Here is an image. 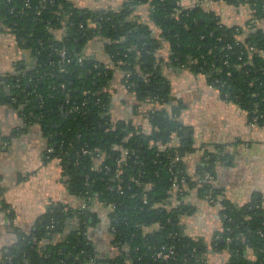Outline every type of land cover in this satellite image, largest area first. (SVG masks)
<instances>
[{
	"label": "trees",
	"instance_id": "trees-1",
	"mask_svg": "<svg viewBox=\"0 0 264 264\" xmlns=\"http://www.w3.org/2000/svg\"><path fill=\"white\" fill-rule=\"evenodd\" d=\"M211 1L247 7L248 19L228 25L199 2L176 13L173 0H124L120 10L97 11L80 9L70 0H0V26L34 60L30 70L0 76V104L14 109L23 126L40 128L45 156L61 161L70 194L85 205L74 211L49 209L35 231L15 230L16 241L2 264H206L207 245L181 230L182 219L194 215L197 207L181 198L195 191L200 199L216 201L222 190L196 177L215 178L219 167L232 162L225 145L215 144L204 151L194 175L189 173L184 158L194 148L180 120L185 106L170 96L150 24L168 43L169 67L204 77L222 101L246 113L247 123L255 117L256 128H264V0ZM142 6L148 21L134 14ZM54 32L62 35L56 38ZM98 39L105 42L104 52L114 66L126 73L121 84L136 100L145 106L160 97L161 107L145 112V123L113 117L111 94L104 89L115 73L84 54ZM114 145L128 152L121 163ZM175 156L179 160L171 164ZM175 176L186 177L187 186L176 192L181 200L172 208ZM219 204L221 224L211 250L227 251L226 264H264L260 199L237 206L224 198ZM101 210L107 211L110 244L119 250L110 259L99 258L87 240L89 229L100 225ZM0 211L10 225L13 213L6 203H0ZM69 219L80 230L65 235ZM169 249L172 257H157Z\"/></svg>",
	"mask_w": 264,
	"mask_h": 264
},
{
	"label": "crops",
	"instance_id": "crops-1",
	"mask_svg": "<svg viewBox=\"0 0 264 264\" xmlns=\"http://www.w3.org/2000/svg\"><path fill=\"white\" fill-rule=\"evenodd\" d=\"M70 1L80 9L97 11L120 10L124 0ZM179 2L183 7L201 2L206 11H213L228 25L243 24L250 13L247 7H234L224 2ZM134 14L148 21L146 6L137 8ZM261 25L264 26L263 23ZM150 29L160 44L156 55L162 59L161 70L168 82L173 103L182 101L185 106L181 111L180 120L188 127V135L185 136L191 137L194 148V152L184 158L189 166V173L194 175V168L205 150L212 149L215 144L225 145L232 164L228 168H218L214 187L220 188L221 195L237 206L256 198L260 199L264 209V128H250L246 114L237 106L222 101L218 92L206 84L204 77L193 74L186 68L169 67L168 43L160 36L158 28L150 24ZM61 35L60 32H54L56 38ZM104 44V41L98 39L85 48L84 54L115 73L110 87L105 90L111 94L113 117L129 119L135 124L145 123L144 113L153 109V105L150 103L144 106L124 88L121 84L123 72L106 56ZM33 65L31 53L20 49L14 34L5 26H0V76L30 70ZM20 129H23L22 132L12 140L7 139L11 132ZM174 142L177 140L174 139ZM45 150L46 140L40 128L23 126L14 109L9 105L0 104V203H6L13 213L12 223L9 225L5 214L0 211V264L6 250L16 241L15 230L31 233L49 209L62 207L64 211H74L84 205L81 199L70 194L61 161L48 160ZM185 203L195 205L197 211L194 215L182 219L183 234L194 240L200 239L207 245L206 264H226L229 253L213 252L209 247L213 234L220 228V205L198 198L195 191L186 196ZM100 212L101 227L89 229L91 234L87 240L95 245L94 250L99 258H114L119 255V250L110 244L111 236L106 227L107 211ZM72 221L68 222L69 227L65 230V235L77 230V224H73L76 220Z\"/></svg>",
	"mask_w": 264,
	"mask_h": 264
},
{
	"label": "built area",
	"instance_id": "built-area-1",
	"mask_svg": "<svg viewBox=\"0 0 264 264\" xmlns=\"http://www.w3.org/2000/svg\"><path fill=\"white\" fill-rule=\"evenodd\" d=\"M200 4L202 5L201 2H200ZM175 6L177 7L176 13H179L180 9H178V8H182L183 5L179 2V0H177L175 2ZM188 7H190V6H187L186 8H188ZM253 23H255V22L254 21L250 22V24H253ZM60 57L62 58V60H65L66 55H65L64 51L60 52ZM61 70L64 71V69H61ZM104 92H105V89H104ZM158 101H160V97L159 96H156L154 99H152L151 104L153 105L154 108L149 111L150 113L153 114L156 109L160 108V105H159ZM84 104H85V102L82 103L81 106H84ZM75 110L79 111V107H76ZM248 126L250 128L257 127V119L255 117H253L252 120L248 122ZM112 150L118 151V152H120L122 154V159L117 160L118 163H121V161L124 160L128 156V152L126 151V149L121 148V146H119V145H116V146L114 145L112 147ZM47 153L48 154L52 153V150L48 149ZM86 153H88L87 149L86 150H82V154H86ZM178 160H179V157L175 156L174 158H172V163L171 164L177 162ZM196 179L198 180V182H203L204 181V182H207L208 184H214V180H215V178L213 176L209 175V174H205L204 178H200L199 176H197ZM186 182H187V180H186V177H184V176H182V177L175 176L174 177L173 182H172V186H171V190H170V192L172 194V197L169 200V202H170L169 207L174 208V207L178 206L179 200H181V199L185 203V198L186 197H184V198L182 197L181 199L179 198V200H178L177 197L175 196V194H176L177 191H180L181 188H185L187 186ZM223 199H224V197L220 196L217 199L218 201L217 200L215 201V199H214L213 201H209V203H211V204H219ZM84 208H85V205H83L81 207V209H84ZM0 223H2V220H0ZM173 255H174V252L171 249H169L165 253L159 252L157 254V257H162L164 259H168V258L172 257Z\"/></svg>",
	"mask_w": 264,
	"mask_h": 264
},
{
	"label": "water",
	"instance_id": "water-1",
	"mask_svg": "<svg viewBox=\"0 0 264 264\" xmlns=\"http://www.w3.org/2000/svg\"><path fill=\"white\" fill-rule=\"evenodd\" d=\"M173 2H175L174 0H173ZM185 135H188L187 134V132H186V134ZM220 205V204H219ZM76 213L74 212V215H75ZM74 224V223H73ZM69 227V225H68V223H67V226H65V229H64V233H65V230L67 229ZM77 230H80V228H76ZM181 230H182V232H184V227L182 226L181 227ZM75 231V230H74Z\"/></svg>",
	"mask_w": 264,
	"mask_h": 264
},
{
	"label": "flooded vegetation",
	"instance_id": "flooded-vegetation-1",
	"mask_svg": "<svg viewBox=\"0 0 264 264\" xmlns=\"http://www.w3.org/2000/svg\"><path fill=\"white\" fill-rule=\"evenodd\" d=\"M126 76V73L123 72L122 79ZM123 85V84H122ZM124 86V85H123ZM127 89V87L124 86Z\"/></svg>",
	"mask_w": 264,
	"mask_h": 264
}]
</instances>
